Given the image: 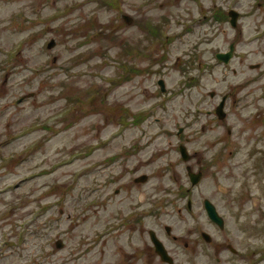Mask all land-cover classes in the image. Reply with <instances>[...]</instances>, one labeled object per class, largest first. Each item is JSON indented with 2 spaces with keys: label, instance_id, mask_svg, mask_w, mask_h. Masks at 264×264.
<instances>
[{
  "label": "rangeland",
  "instance_id": "374dc122",
  "mask_svg": "<svg viewBox=\"0 0 264 264\" xmlns=\"http://www.w3.org/2000/svg\"><path fill=\"white\" fill-rule=\"evenodd\" d=\"M256 1L0 0V264H146L157 220L192 244L179 264H264Z\"/></svg>",
  "mask_w": 264,
  "mask_h": 264
},
{
  "label": "flooded vegetation",
  "instance_id": "af4514ba",
  "mask_svg": "<svg viewBox=\"0 0 264 264\" xmlns=\"http://www.w3.org/2000/svg\"><path fill=\"white\" fill-rule=\"evenodd\" d=\"M256 6L257 9L259 10V19L257 22V31L256 34L254 35L256 40H261L264 38V0H257L256 1ZM232 9H237L235 6H228L227 12L225 14H227L228 18L227 20L229 22H231V19L229 17V13ZM238 10V16H237V25L235 28L239 27L241 25L240 20L243 19L246 14L245 12L241 11L240 9ZM239 32H242V29H239ZM234 43L235 42H231ZM230 43V44H231ZM229 44V46H230ZM258 66V65H256ZM181 149V147H180ZM192 158V156H191ZM191 173L193 174H200V179L199 182L197 183L196 186H192V189H195V187H197L202 178H203V172L202 171H198V172H194L191 168V166H187V174L189 175ZM190 192V191H189ZM208 200L210 201L216 208V210L218 211V213L222 216L223 218V228L220 227L218 224L214 223L213 221H211L209 219V221L211 222L212 225H214L215 227H217L219 230H224L225 229V217L221 214L220 210L218 209V207L216 206V204L208 199L205 198L203 200V206L204 209L206 211V205H205V201ZM195 205H193L192 201L191 204L187 206L186 211L191 212L193 207ZM149 207H153L152 209H147V211H151V214H158V211H160V209H163L164 207H168V205H159V206H149ZM179 212H181V210H179ZM207 214V211H206ZM149 214H143L142 218H146ZM161 216H164V214H162ZM156 217V218H160ZM208 216V215H207ZM140 218V216H138ZM140 220V219H139ZM146 219H143V221ZM139 223V222H138ZM147 225V224H146ZM144 231V230H143ZM199 233L201 239L203 241H205L208 244H212L213 241V237L211 234H209L208 232L204 231V230H200ZM207 236V238H206ZM153 239H155L160 245H156L155 242L153 241ZM158 247L164 248V250L166 251V253L168 254V260H164L162 258V256L160 255L159 251H158ZM183 247V248H182ZM187 250L189 251L190 249H192V244L189 243V241H185L183 239H180V236L177 234L176 230L174 227H172L169 224L166 223H162V221L157 220L153 225H151L150 227H146V250L141 254V258L144 259L146 261V264H179L178 262V257L180 255L179 250ZM229 249L231 250L232 253L236 254L237 250L234 249L231 245H229ZM218 250V249H216ZM216 260L219 262L220 259L216 258Z\"/></svg>",
  "mask_w": 264,
  "mask_h": 264
},
{
  "label": "water",
  "instance_id": "95a60500",
  "mask_svg": "<svg viewBox=\"0 0 264 264\" xmlns=\"http://www.w3.org/2000/svg\"><path fill=\"white\" fill-rule=\"evenodd\" d=\"M230 16H231V22L233 25H236V19H237V13L235 11L230 12ZM125 19L127 20V22L130 21V18L128 16H125ZM54 44V41L52 40L49 44L48 47H52ZM233 52V46L231 48V51L228 53H218L217 57L219 59H222L224 61H228L230 56L232 55ZM159 86L161 88V91L165 92L167 90L166 88V83L164 79H159L158 81ZM225 98H223V100L221 101V103L219 104L218 108H217V114L223 118L225 116L224 113V103H225ZM181 153L182 156L184 158V160H189L190 156L188 155L186 149L184 147H181ZM200 174L196 175L190 172V177H191V181L193 183V185L197 184L199 182L200 179ZM147 176L144 175L141 178L137 179L136 182H145L147 180ZM205 205H206V211L208 214V217L210 218V220H212L214 223L218 224L220 227L223 228V218L219 215L218 211L216 210L215 206L208 200L205 201ZM207 238V236H206ZM153 241L155 242L156 245H160L155 239H153ZM62 247V243H58V247ZM158 251L160 253V255L162 256V258L164 260H168V254L166 253V251L164 250V248L158 247Z\"/></svg>",
  "mask_w": 264,
  "mask_h": 264
}]
</instances>
